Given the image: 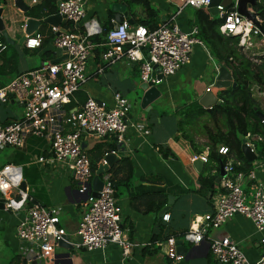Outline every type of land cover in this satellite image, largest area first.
I'll return each mask as SVG.
<instances>
[{"label":"built area","instance_id":"built-area-1","mask_svg":"<svg viewBox=\"0 0 264 264\" xmlns=\"http://www.w3.org/2000/svg\"><path fill=\"white\" fill-rule=\"evenodd\" d=\"M165 1L177 11L184 8L208 10L211 2ZM236 1L233 0L229 8L222 5L216 7V17L222 20L219 31L224 36L236 37L238 47L245 53H251L252 60L264 61V51L261 55L254 51V40L258 39L264 45V34L237 14ZM88 2L63 0L57 14L70 28L62 30L50 26L54 49L60 50L65 60L57 64L46 62L17 76L9 84L0 86V104L14 101L23 109L21 120L0 126V150L22 148L26 136L44 139L49 146L48 156L37 158L35 163L64 170L76 183L77 193L82 200V216L75 232L77 246L86 252H93L116 245L121 249L122 256L127 258L137 245L127 238L122 228L121 212L109 176L101 179L103 186L99 197L91 196L93 175L83 138L107 139L115 146L110 154L117 155L128 132L137 130L129 120L131 107L127 99L115 94L110 105L89 97L73 110L66 111L64 108L70 101H75V95L86 82L87 62L98 47L91 39L101 34L95 21H84ZM3 9L4 0H0V19ZM197 36L196 27L189 33H183L173 22L148 32L142 26L133 27L123 21L107 33L106 42L101 45L104 50L100 59L105 65H114L123 59L137 63L140 82L148 87H158L164 79L176 75L189 64L194 46H203ZM42 41V35L36 32L25 36L23 45L28 50H36L41 47ZM7 46L0 33V65ZM156 69L159 73H156ZM258 95L264 98V91H259ZM148 134V131H142V135ZM248 138L249 135L244 140L254 151ZM257 140L260 141L259 138ZM218 154L226 156L227 148L220 147ZM196 160L206 164L207 154L193 156L191 162ZM101 164H105L104 158ZM224 171L226 176L220 181L221 193L213 197V212L201 219H194L183 235V240L192 246L204 242L208 229H216L237 215L249 219L257 233H264V185L256 181L253 171L248 174L235 173L230 164L224 167ZM21 182L19 168L5 166L0 169V196L4 201V210L14 215L22 214L16 226L17 240L28 245L37 260L52 262L58 241L66 236L59 224L60 210L35 204L27 192L21 190ZM162 220L167 222L169 215H163ZM175 242L174 238L165 242L166 257L171 264L183 260L176 254ZM260 243L264 246V237ZM208 250L218 264H249L237 243L227 237L211 240ZM257 264H264V250Z\"/></svg>","mask_w":264,"mask_h":264},{"label":"crops","instance_id":"crops-1","mask_svg":"<svg viewBox=\"0 0 264 264\" xmlns=\"http://www.w3.org/2000/svg\"><path fill=\"white\" fill-rule=\"evenodd\" d=\"M42 1L24 0V3L31 9L40 5ZM62 1L57 0V10L60 5L57 6V3ZM148 1L158 12L160 24L173 22L183 33H189L195 27V9L184 8L177 11L165 0ZM115 3L125 5L128 13L137 11L134 7L129 9L126 4L118 0H89L84 21H95L100 29L109 26L113 23L111 5ZM2 14L7 35L13 42V46L10 45L11 48L1 57L3 63L5 55L9 65V81L2 80L3 76L0 78V85H7L17 76L36 69L46 62L52 63L57 57L50 25L41 24L39 27L40 29L43 25L46 26L41 33L43 37L41 47L28 50L23 44L18 45V42L23 36L26 20L31 18H27L26 13H22L14 6V0H4ZM138 15L141 16L140 13ZM130 18L129 14V20ZM6 22L18 24V27L7 29ZM59 27L70 28L64 21H61ZM254 44V51L261 55L264 45H261L258 39L254 40ZM96 45L98 47L94 49L87 62V80L79 92L85 99L91 97L107 105L111 104L113 95L120 94L127 99L131 107L129 120L136 125L137 130L132 129L126 135L125 143L117 154V161L126 158L130 162L133 172L132 184L128 194L124 192L120 198H116V201L121 212L122 228L127 238L137 247L132 249L127 258L122 256L121 249L116 245H108L104 250L93 252L79 248L75 232L82 216V200L77 193L76 183L59 167L35 163L37 158L48 156L49 146L42 138L26 136L22 148L0 150V155L4 151L7 153L3 161H0V169L5 166L19 168L21 185L24 183V191L32 201L45 208H59L60 227L65 231L73 249L71 251L56 249L55 255L68 256L59 257L52 262L37 260L30 247L20 243L15 235L22 214L14 215L3 208L0 209V264H10L16 258L20 259V264H171L166 257L163 244L167 239H175V237H178L175 241H182V247L187 255L186 259L178 264H218L213 261L209 253L208 243L225 237L237 243L249 264H257L264 250V246L260 243L264 233H257L252 222L240 215L234 216L216 229H208L204 242L199 246H192L183 240L184 233L191 227L194 219H201L204 215L213 212V197L221 193L220 183L216 184L219 176L215 181L217 187L214 195L197 193L198 178L206 164H203L200 172L193 168L191 159L194 152L188 142L181 138L177 130L180 119L174 115L176 110H180L184 105L197 104L202 107L199 102L206 94L210 93L217 98L220 90H215L214 84L220 66L210 51L205 45L194 46L189 64L176 75L164 79L157 87L160 97L150 105V108L142 109L139 100L141 92L138 87L141 82L137 63L123 59L114 65H105L100 59L104 48L102 44ZM247 55L250 56L248 53ZM252 91L253 97L259 103L260 112L264 115V98L258 95L259 91L256 87ZM19 106L21 105L14 101L0 104V126L22 119L23 109ZM142 131H148L149 134L144 136ZM249 137L248 142L253 145L254 150L258 137ZM101 142L112 144L107 139L100 141L87 137L83 138V147L88 151ZM204 142L203 138L196 139V144L199 146ZM160 147H167L173 156L162 159L158 153ZM203 154L206 155L207 152ZM255 155L257 157L256 153ZM250 163H252L250 171H253L256 181L264 185V160L256 159ZM156 191H160L166 197L164 206L158 212L142 214L131 209V197ZM168 197H171L170 205H167ZM0 200H2L1 196ZM164 208H167V211L163 215H169L167 222L162 220L163 215L158 217V213ZM158 228L161 230L159 231ZM154 234L159 237L151 242Z\"/></svg>","mask_w":264,"mask_h":264},{"label":"trees","instance_id":"trees-1","mask_svg":"<svg viewBox=\"0 0 264 264\" xmlns=\"http://www.w3.org/2000/svg\"><path fill=\"white\" fill-rule=\"evenodd\" d=\"M118 1H122L129 9L130 7L137 9L135 13L133 11L129 13L133 27L142 26L148 32H153L162 25L158 21V12L148 0ZM56 2L57 0H43L40 5L31 8L25 16L41 20L55 15L57 14ZM253 10L258 14L264 33V0H257ZM139 13L141 16L138 15ZM221 24L222 20L211 16L208 10L199 9L195 11V27L198 30V39L210 51L216 63L228 71L235 87L220 90L217 94L218 103L209 111L197 104H191L184 105L174 114L180 119L177 130L181 138L188 142L194 156L198 157L203 152H207V163L198 178L199 189L197 193L205 192L210 196L215 193L217 187L215 181L219 176L220 166L225 167L230 164L235 173L248 174L250 172L252 163L247 162L241 152L242 140L247 135L260 138V141L255 145L254 152L257 154V159L264 160V123H261L257 117L260 106L253 97L252 91L254 87L260 92L264 91V61H254L251 56L241 51L236 37L222 35L219 31ZM45 27L43 25L38 33L41 34ZM111 29L112 24L103 27L101 34L93 37L91 41L98 45L104 44L107 33ZM7 47L8 49L11 48L9 45ZM8 68L9 65L4 55L3 63L0 66V77L9 74ZM75 98V101H70L64 107L66 111L79 107L86 100L80 92L75 95ZM198 137L205 140L201 146L196 144ZM220 147L227 148L228 154L226 156L218 154ZM114 149L113 144L101 142L86 151L93 176L104 156L110 154ZM158 153L162 159L173 156L167 147H160ZM129 163L126 158L120 159L100 177L102 179L104 176H109L115 199L120 198L124 192L127 193L131 187L133 172ZM165 202L166 197L160 191L130 198L131 209L142 214L158 212ZM158 230L161 229L158 228ZM158 237L159 235L154 234L151 242L156 241ZM20 262V259L16 258L10 264H20Z\"/></svg>","mask_w":264,"mask_h":264},{"label":"water","instance_id":"water-1","mask_svg":"<svg viewBox=\"0 0 264 264\" xmlns=\"http://www.w3.org/2000/svg\"><path fill=\"white\" fill-rule=\"evenodd\" d=\"M60 4L57 3V6ZM233 4V0H211L208 11L211 14V16L216 17L217 11L216 7L219 5H222L225 8L231 7ZM257 1L256 0H237L236 1V12L238 15L246 19L247 21L251 22L256 28H258L262 32V26L258 18V14L253 10V8L256 6ZM14 6L21 11L22 13H27L30 8L27 7L24 3V0H14ZM111 11H112V28H116L118 24H121L123 21H127L129 24H131V21L129 20V11L126 10V6L120 3H115L111 5ZM1 15V13H0ZM62 18L59 14H55L52 16H49L42 21H38L35 19H27L25 22V28L23 31V36L20 38L18 45H22L25 41V36L33 35L37 32L41 24H47L53 27H59L61 24ZM63 30V29H62ZM0 33L7 45L13 46V42L10 40V38L7 35V31L5 29V25L3 23V20L0 19ZM262 34H264L262 32ZM56 60L52 61L53 64H57L63 60L66 59L65 56H61V51L56 50ZM156 73H159V70L156 69ZM158 79L161 80V77L158 76ZM235 87V84L231 80V76L228 73V71L220 67L218 69V76L216 78L214 89L215 90H225L229 88ZM139 91L141 92V95L139 97L140 100V106L142 109L145 107L150 108V105L156 101L160 97V92L157 87H148L147 84L140 83L138 87ZM199 104L205 109L210 110L214 105L217 104V98L213 96L212 94H206L204 95ZM22 107V106H19ZM257 117L260 122H264V115L261 112H257ZM241 152L246 159L247 162H254L257 157L255 153L247 146V141L242 140V146H241ZM118 160L117 155L108 154L104 157V165H99L93 178L91 181V196L93 198L99 197V192L102 189L103 183L101 180V176L104 175L111 167L112 165ZM192 166L195 170L200 172V169L203 167V163L200 160H196L192 162ZM226 176V173L224 171V166H220V172H219V178L216 181V184H219L221 179ZM21 190H24V183L21 185ZM4 201L0 200V209L2 210L4 208L3 205ZM167 205L171 204V197H168L167 199ZM167 211V208L162 209L158 213V217L162 216ZM176 254L178 256H181L183 259H186V250L182 247V241H176ZM59 249H64L67 251H71L73 249L72 244L70 243L67 236H63L62 240L58 241ZM165 254L167 253V247L166 244H163ZM68 255H55V259H58L59 257H67Z\"/></svg>","mask_w":264,"mask_h":264},{"label":"rangeland","instance_id":"rangeland-1","mask_svg":"<svg viewBox=\"0 0 264 264\" xmlns=\"http://www.w3.org/2000/svg\"><path fill=\"white\" fill-rule=\"evenodd\" d=\"M12 27V29H16L17 27H18V24H13L12 22H6V28L7 29H9V28H11ZM250 54V56H251V53H249ZM1 78V77H0ZM8 78H9V75L7 76V75H5L3 78H2V80H4L5 82L8 80ZM9 81V80H8ZM10 83V82H9ZM8 84V83H7ZM2 85H6V84H2ZM254 93H255V91H254ZM130 98H132V97H130ZM14 150H18V149H14ZM7 156V153L4 151L3 153H2V155H0V161L2 162L3 161V158L4 157H6Z\"/></svg>","mask_w":264,"mask_h":264}]
</instances>
